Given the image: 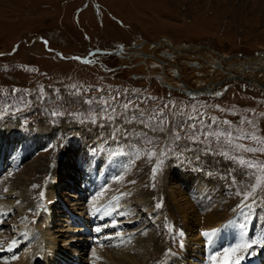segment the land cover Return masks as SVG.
I'll return each instance as SVG.
<instances>
[{"label": "rangeland", "instance_id": "obj_1", "mask_svg": "<svg viewBox=\"0 0 264 264\" xmlns=\"http://www.w3.org/2000/svg\"><path fill=\"white\" fill-rule=\"evenodd\" d=\"M144 39L180 48L173 56L175 66L150 70L176 78L173 69L182 68L185 87L194 88L191 94L167 89L154 77L127 79L125 70L108 71L124 60L97 51ZM189 45L192 51L183 50ZM196 45L202 48L194 50ZM207 47L233 56V63L264 60V0H0V132L6 134L0 139V163L7 164L0 193L5 186L20 191L25 203L0 216V247L10 245L18 225L27 229L51 213V221L58 217L53 226L66 230L61 199L76 213L75 199L88 203L93 186L87 170L96 171L98 192L117 207L114 223L87 213L83 220L70 218L72 227L89 219H95L89 226H100V234L88 239L89 250L83 246L88 252L91 241L103 246L102 240L115 236L118 228L138 251H128L137 255V264H178L173 259L190 246L203 253L199 264L204 255L215 262L210 259L214 253L224 256V249L239 244L221 231L234 223L244 232L243 241L262 239L256 225H264V88L228 80L213 94L199 92L201 85L225 75L208 63L216 55ZM74 56L99 59L103 68ZM187 61L197 65L191 68ZM233 71L264 80V71ZM151 153L157 155L149 159ZM52 188L59 194L50 198ZM157 203L162 206L156 208ZM212 229L219 230L215 240L221 246L206 255L211 243L203 233ZM66 232L67 241L54 256L58 264H89V253L76 248H67L65 259H59L75 240L72 230ZM261 248L251 255L227 254L219 264L238 256L244 262L253 257L251 264L263 257L256 263L264 264ZM186 258L183 264L194 257Z\"/></svg>", "mask_w": 264, "mask_h": 264}, {"label": "bare ground", "instance_id": "obj_2", "mask_svg": "<svg viewBox=\"0 0 264 264\" xmlns=\"http://www.w3.org/2000/svg\"><path fill=\"white\" fill-rule=\"evenodd\" d=\"M81 58L82 57H80V59ZM5 131H6V129H5ZM5 136H6V134L2 136L1 132H0V139L2 141L5 140ZM86 172H87V175H85V176L88 177L92 181V182L89 181L88 184L90 186H93L92 190L89 192L90 198L88 199V203L86 205L82 204L80 201H79V203H77L78 198L75 199L76 202L74 204H72V206H75V205L77 206V208H73L74 210H77V213H76L70 207H68L70 205L69 203L67 205L65 200L61 199L63 204L65 203L63 208L62 207L60 208V212H62L61 216L66 215V218L62 222L67 224V225L64 224V226L67 227L66 230H69V232H71V230H72V232L75 234V240H74L73 244L69 245L70 247L69 246L65 247V251H63L61 254L63 256V258H59L60 260L65 259V255H67V253H68L67 248L68 249L73 248L71 250H74L76 248L78 251L80 250L82 252H84V251L88 252V250H89L88 249L89 248L88 247L89 246L88 239L92 240L91 239L92 234L90 232H88L89 227L92 229L93 234H96V233L100 234V226L93 228V227L88 225L89 222L84 220V222H82L81 225L77 224V226L74 225V227H72L73 224L70 225L68 223L69 221H71L70 218H72V217L76 218L77 217L79 219H82L84 217V214L87 213L89 215H92L91 218L98 215L99 220L101 219L103 221H106V219H108L109 221L112 220L111 223L116 222L115 221L116 219L114 220V217H112V214H113L114 209H116L117 207L115 208V205L113 203H111L109 200L106 201V199H103L104 197L101 195V193L98 192L100 186H98V180H97L98 176H96L94 174L96 171L92 170V172H90V170H87ZM62 175H63L62 173H59L58 178H61ZM206 185H208V184H206ZM201 186H204V183ZM7 188L5 186L3 188V191L0 194L5 192V194H3V196L4 195L6 197L7 196L8 197L16 196L18 200L13 202V201L7 200L8 198L6 199V197L3 200H0V216H3V217L5 216V214H8V212L10 213V211H12L16 206H18L19 209H22L23 205L25 204L23 202V199H22L23 198L22 192L15 191L14 189L8 190ZM212 188L216 189V187H212ZM5 189H7V191H5ZM93 193H94V196L91 197V195H93ZM48 194H49L50 198H53L56 195H58L59 193L55 192V190L52 188L51 192H48ZM211 194H213V193H211ZM72 197L75 198V194ZM81 205H83V206L81 207ZM70 210H72L71 211L72 214L68 213ZM177 210L179 213L180 212L183 213V211H181L178 207H177ZM50 212H52L51 209H49V213ZM51 215H52V213L48 214V216H46V218L42 219V221L39 220L37 223H35L33 225L29 223L28 225H26V226H29L27 229L24 228L23 230H21L23 225L22 224L18 225V229L20 230L19 234H17L16 237H14V239L11 240L9 246L3 245L4 247L1 246L3 248L0 247V264H58V262L54 258V256L56 254H59V250L63 248L61 246L63 245L64 242L67 241L66 237H68L69 235H66V233H67L66 230L63 231L62 225H61L62 230L60 228L59 229L55 228V225L57 223L53 226V222L55 223V221H57L56 218H58V217H54L51 221ZM182 217L183 218L185 217L184 214L182 215ZM1 219L2 218H0V222H1ZM58 224H60V223H58ZM229 226H230V228H227V226L222 227V229H221L222 233H223V231H226V233L229 232L230 237L233 239H236L237 243L242 242L243 239L245 238L244 232H241V230L238 228V226L235 223L231 224ZM256 226H257V231H259L260 234L262 235V237L264 238V225L259 223ZM97 229H99V231H97ZM58 232L63 233V234H59ZM108 232H109V230H108ZM80 233H82V234H80ZM122 235H123L122 232H120V229L118 228L115 236H112L111 238L107 237V238H104L102 240L101 243H103V246H97V245H95V243L93 241H91L92 246L90 248V251L88 252L89 258H86V259L90 260L89 264H126L127 262H129V263L131 262V264H137V258H136L137 255L130 256L129 254H131V253H128V251H133L136 254L138 251L135 250V248H134L135 246H132L133 243L126 242L127 240L124 239V237ZM218 235H220L219 230H217V233L213 237L214 238L213 241L211 242V244H209V247H208L209 249L205 252L206 255L209 254L211 248L217 250L218 245L221 246L219 244V242L215 240V238L217 239ZM59 237H64V239L60 240ZM101 237H103V236H101ZM131 238H132V236H131ZM225 240H227V242H229L226 237H225ZM13 241H16V243H13ZM79 242H84V243L79 244ZM223 242H225V241H223ZM109 245L113 246V247L119 246L118 251L109 252L107 250L110 247ZM22 246H24V247L21 250L20 248ZM83 246H85L86 248L88 247L87 248L88 250L86 248L84 249ZM122 247H124V248H122ZM102 248H104V249L101 250ZM9 249H11V250H9ZM219 249H221V248L219 247ZM219 249H218V251H219ZM197 250H198V248L192 249V246H190L189 248L185 249V251L182 255L175 256V259H173V260H176V263H178V264H183L185 262V260H182V258L187 259L186 257L188 255H191L194 257L193 260L191 261V264H199V260L202 258L201 255H203V253L201 254V250L199 249L200 255L196 254ZM263 250H264V247L261 248V252H259V253H262ZM73 255L75 258V256H79L80 254H73ZM226 255L227 254H225L224 256L219 255V254L216 255L214 257L215 262H209L207 260L206 256L204 255V262L202 264H219V262H222L223 258H226ZM209 256H211V255H209ZM255 256H256V254H255ZM251 260L253 261V257H251V259L248 261H245V262L241 261L240 264H251ZM260 260L263 261V257L259 258L258 256H256L254 264H257ZM72 262H75V264L80 262V264H82L83 261L78 260V261H72ZM65 263H67V261Z\"/></svg>", "mask_w": 264, "mask_h": 264}, {"label": "flooded vegetation", "instance_id": "obj_3", "mask_svg": "<svg viewBox=\"0 0 264 264\" xmlns=\"http://www.w3.org/2000/svg\"><path fill=\"white\" fill-rule=\"evenodd\" d=\"M146 46V48L144 49V47ZM162 46V48H161ZM202 46H193L194 50H199L201 49ZM206 48V47H205ZM209 53H212L216 56H214L215 58H213L212 60L208 61V63H212L215 67H217V69H220L221 71H224L225 75L222 79H220L218 82H210V83H205V85H201V89H199V92H201L202 94H206L207 96L210 94H213L214 87H219L220 85H222L223 83H225L228 80H233V81H243L245 83H248L247 85L249 87H253L258 85H262L264 88V80L263 82L258 81L255 78H251L244 76V75H236L235 73L233 74V70H236L237 72H242L244 70H247V72L255 74L256 71H264V60L263 59H258L255 58V61H241L239 64L238 63H233L232 60H229V58H232L233 56H224L219 54L218 52H216L214 49H211L209 47H207ZM156 50H158L156 52ZM183 50L185 51H192V47L191 45L189 46H184ZM98 54H103L105 56H111L114 57L117 60H124V63H120V65L118 66H114L111 68H108V71H112L114 69L116 70H125V74L127 77V79H134L137 78L138 76L141 77L142 79H149L151 77H154L155 80H157L159 82V84L167 89H176V90H180L183 91L185 93L191 94L194 88H186L188 87L183 81V69L180 68V71L178 69H173V73H174V77H170L167 74H164L163 71H161L162 73L160 74H154V72H151L150 68H154V67H160L161 70H163L164 65L166 63V65H173L175 66V63L173 61H175L173 59L174 55H177V53H180V48H177L176 46L170 45L167 42H154V41H147L146 39L144 40H139L137 42L133 41L131 44H125L122 43L116 47H105L104 48H100L97 50ZM156 52V53H155ZM137 54H139L140 56H138ZM164 57L167 59L166 60L161 58ZM197 56H200V54H198ZM138 58V59H137ZM172 59V60H171ZM214 61V62H212ZM227 62L224 64H221L223 62ZM95 62L99 67L103 68L100 62V60H96V61H90V63ZM141 63V64H138ZM188 65L195 68V66L197 65V63L194 62H186ZM244 63V64H242ZM142 65L144 67H142ZM200 65V64H199ZM106 67V66H105ZM104 67V69H106ZM140 68L142 67L141 71L139 70V72L134 71L135 68ZM219 67V68H218ZM178 68V67H177ZM244 68V69H243ZM112 69V70H111ZM249 73V74H250ZM145 77V78H144ZM147 77V78H146ZM176 79H178L179 81H176ZM200 79L196 78V83H199ZM211 86H209V85ZM208 85V86H207ZM186 86V87H185ZM212 88V89H211Z\"/></svg>", "mask_w": 264, "mask_h": 264}, {"label": "snow or ice", "instance_id": "obj_4", "mask_svg": "<svg viewBox=\"0 0 264 264\" xmlns=\"http://www.w3.org/2000/svg\"><path fill=\"white\" fill-rule=\"evenodd\" d=\"M79 59V58H77ZM86 62V61H85ZM131 103V102H129ZM123 107L125 109H127L129 107L128 104H124ZM112 111H115V109H112ZM227 123V122H226ZM248 123H252L251 121H248ZM192 127H195L194 125H192ZM211 135H219V134H216V133H213ZM229 136V138L231 137V133H228L227 134ZM179 135L177 134L176 136V139H179ZM244 138H248V137H244ZM231 142V140L229 139V143ZM237 147H243V146H237ZM247 151H256V149H246ZM261 151H264V149H261ZM157 155V153H151L150 156H149V159L152 158V156H155ZM226 155V153H225ZM241 163H245V161L243 159H241ZM248 163V166L249 167H253V164L251 162H247ZM264 167V166H262ZM157 171V168L154 167L153 168V176H155V173ZM260 181L259 179L257 180V185H259ZM33 187H36L35 185ZM5 191H7V189H5ZM43 193H41V197H43ZM123 195V194H122ZM245 200H247V196L244 197ZM19 203V202H18ZM162 205L160 203H157L155 205L156 208H160ZM97 231H99V229H97ZM217 232L216 229H212L210 232L209 231H206L203 233V235L208 239L209 243L212 242V238L213 236L215 235V233ZM181 236H183V233L181 232L180 233ZM13 243H16V241H13ZM182 246V245H181ZM256 246H262L264 247V238L260 239V240H250V241H242L241 243L237 244L236 246L234 247H230V248H227V249H224V252L225 254H232V255H235L237 254L238 252H247L248 255H251L253 251H255V247ZM11 250V249H9ZM216 255H218V253H214L213 254V257H210V259H213ZM244 257L243 256H238L237 258L235 259H232L230 261V264H240V261L243 259Z\"/></svg>", "mask_w": 264, "mask_h": 264}, {"label": "water", "instance_id": "obj_5", "mask_svg": "<svg viewBox=\"0 0 264 264\" xmlns=\"http://www.w3.org/2000/svg\"><path fill=\"white\" fill-rule=\"evenodd\" d=\"M72 58H79V59H78L79 61H87V60H88L87 57H82V58L80 59V57H76V56H74V57H72Z\"/></svg>", "mask_w": 264, "mask_h": 264}]
</instances>
